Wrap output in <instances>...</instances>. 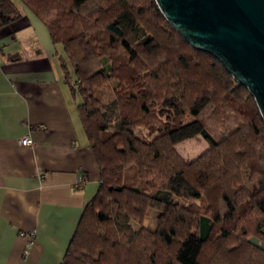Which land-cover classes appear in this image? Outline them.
I'll use <instances>...</instances> for the list:
<instances>
[{
  "label": "trees",
  "instance_id": "trees-1",
  "mask_svg": "<svg viewBox=\"0 0 264 264\" xmlns=\"http://www.w3.org/2000/svg\"><path fill=\"white\" fill-rule=\"evenodd\" d=\"M20 5L48 30L99 168L60 264H264V123L249 90L155 0H0V28ZM195 137L208 147L187 161L175 145Z\"/></svg>",
  "mask_w": 264,
  "mask_h": 264
},
{
  "label": "crops",
  "instance_id": "crops-1",
  "mask_svg": "<svg viewBox=\"0 0 264 264\" xmlns=\"http://www.w3.org/2000/svg\"><path fill=\"white\" fill-rule=\"evenodd\" d=\"M20 11L0 28V264H60L99 168L47 28Z\"/></svg>",
  "mask_w": 264,
  "mask_h": 264
},
{
  "label": "water",
  "instance_id": "water-1",
  "mask_svg": "<svg viewBox=\"0 0 264 264\" xmlns=\"http://www.w3.org/2000/svg\"><path fill=\"white\" fill-rule=\"evenodd\" d=\"M193 49L249 90L264 123V0H155Z\"/></svg>",
  "mask_w": 264,
  "mask_h": 264
},
{
  "label": "rangeland",
  "instance_id": "rangeland-1",
  "mask_svg": "<svg viewBox=\"0 0 264 264\" xmlns=\"http://www.w3.org/2000/svg\"><path fill=\"white\" fill-rule=\"evenodd\" d=\"M107 88L108 87L105 86L103 90L96 92V95H98V97L104 102L107 101L111 96L109 95ZM207 147L208 141L203 137L189 138L188 140L178 142L175 145L176 150H178L182 157L187 161L197 157L202 151L206 150ZM146 225L151 228L155 226V221H153L152 216L146 220Z\"/></svg>",
  "mask_w": 264,
  "mask_h": 264
},
{
  "label": "built area",
  "instance_id": "built-area-1",
  "mask_svg": "<svg viewBox=\"0 0 264 264\" xmlns=\"http://www.w3.org/2000/svg\"><path fill=\"white\" fill-rule=\"evenodd\" d=\"M19 143L22 144V145H30L32 142H31V139L28 136H25V137L20 138ZM40 177L43 178L44 174H41ZM76 178L77 179L75 180L74 186L77 187V188L84 187L86 182H87L86 175L84 173H82V171L80 170L79 174H78V176ZM33 234H34V232H31L29 236L32 237Z\"/></svg>",
  "mask_w": 264,
  "mask_h": 264
}]
</instances>
